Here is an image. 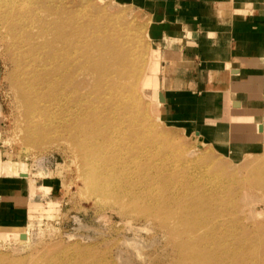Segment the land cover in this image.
Here are the masks:
<instances>
[{"label":"rangeland","instance_id":"rangeland-1","mask_svg":"<svg viewBox=\"0 0 264 264\" xmlns=\"http://www.w3.org/2000/svg\"><path fill=\"white\" fill-rule=\"evenodd\" d=\"M150 25L144 11L117 0H0V181L6 182L0 185V205L12 206L16 200V207L22 209V216L18 217L21 220L14 223H19L17 227L0 228V264H199V256H192L194 249L208 253V261L214 264L217 258H224L223 264H264V153L236 158L211 141L200 139L194 125L162 116L163 104L157 94L161 92L163 60L158 43L149 37ZM60 34L64 41L72 43L67 48L69 52L76 44L82 45L86 53L83 70L91 69L94 60H99L98 45L113 49L118 67V72L111 76L117 83L115 94L127 96L125 85L145 73L143 86L151 84L138 93L141 97L138 110L133 107L124 112L123 103L117 99L120 115L134 117L138 129V140L134 136L128 138L129 150L122 151L123 154L127 151L122 162L130 160L129 172L136 169L146 172L148 182L151 177L157 182L161 174L181 181L188 171L192 173V181H197V188H204L202 196L212 206L211 211L201 214L203 220L208 219L207 225L204 223L207 228L196 230L194 239H203L199 244L198 240L193 242L196 247L190 248L182 235L171 237L169 227L166 229L158 219L143 217L147 199L142 198V203L130 199L126 191L124 194L128 182L111 180L113 172H109L110 164L106 165L105 159L96 158L92 164L100 169L104 185L111 184L117 190L99 197L89 188V167L82 162L76 145L62 126L61 86L51 91L47 85L53 64H63L66 53L62 43L55 47L49 44ZM91 40L94 44L88 46ZM149 67L158 68L150 82ZM86 82V91H90L93 80ZM104 91L108 94L109 85H103L101 93ZM128 124L127 120L125 126ZM235 136L232 140H238ZM6 162L5 175H1L2 163ZM14 163L25 165L26 170L14 175ZM136 176L135 172V177H131L135 183L139 180ZM136 185L135 192H143V184ZM195 220L193 217L184 223L179 219L178 225L174 221L170 225L187 231Z\"/></svg>","mask_w":264,"mask_h":264},{"label":"crops","instance_id":"crops-1","mask_svg":"<svg viewBox=\"0 0 264 264\" xmlns=\"http://www.w3.org/2000/svg\"><path fill=\"white\" fill-rule=\"evenodd\" d=\"M117 1L151 23L163 60L162 116L194 125L200 139L236 158L264 153V0ZM16 203L0 205V228L19 224Z\"/></svg>","mask_w":264,"mask_h":264},{"label":"bare ground","instance_id":"bare-ground-1","mask_svg":"<svg viewBox=\"0 0 264 264\" xmlns=\"http://www.w3.org/2000/svg\"><path fill=\"white\" fill-rule=\"evenodd\" d=\"M86 4V3H85ZM72 5V4H71ZM87 8V7H86ZM108 8V7H107ZM82 9V7H81ZM72 10V9H71ZM77 10V9H76ZM89 10V8H88ZM66 11V10H65ZM76 12V11H75ZM74 12V13H75ZM109 12V11H108ZM90 13V12H89ZM101 13V12H100ZM83 14V13H82ZM111 14V13H110ZM75 15V14H74ZM93 15V14H92ZM95 15V13H94ZM104 15V14H103ZM109 15V14H108ZM64 16V15H63ZM84 16V15H83ZM113 16V15H112ZM116 16V15H115ZM78 17V15H77ZM114 17V16H113ZM78 19V18H77ZM76 19V20H77ZM90 19V18H89ZM88 19V20H89ZM58 20V19H57ZM115 20V19H114ZM113 21V20H112ZM68 22V21H67ZM78 22V21H77ZM88 22V21H87ZM101 22V21H100ZM118 23V22H117ZM129 23V22H127ZM86 24V23H85ZM119 24V23H118ZM134 24V23H133ZM132 24V25H133ZM80 25V24H79ZM109 25V24H108ZM115 25V24H114ZM126 25V24H125ZM47 26V24H46ZM123 26V25H122ZM128 26V25H126ZM33 27V26H32ZM87 27V26H86ZM130 27V26H129ZM128 27V28H129ZM133 28V27H132ZM135 28V27H134ZM27 29V28H26ZM65 29V28H64ZM54 30V29H53ZM115 30V29H114ZM119 30V29H118ZM72 31V30H71ZM91 31V30H90ZM111 31V30H110ZM22 32V31H21ZM76 33V32H75ZM84 33V32H83ZM98 32H96L97 34ZM105 33V32H104ZM120 33V32H119ZM126 33V32H124ZM99 34V33H98ZM128 34V33H127ZM130 34V33H129ZM132 34V33H131ZM17 35V34H16ZM95 35V34H94ZM93 35V36H94ZM103 35V34H102ZM137 35V34H136ZM138 36V35H137ZM16 37V36H15ZM75 39H79L77 35H74ZM111 37V36H110ZM119 37V36H118ZM117 37V39H118ZM130 37V36H128ZM135 37V36H133ZM27 38V37H26ZM104 38V37H103ZM126 38V37H125ZM39 39V38H38ZM134 39V38H133ZM16 40V38H15ZM19 40V39H18ZM126 40V39H125ZM63 35L60 34L57 37L55 36V39L50 44V46H54L55 44L59 45L60 43L63 44L66 48V53L63 55V64H53L52 72H49L50 81L47 85H49V90L51 91H57V86H61V99L64 100V108H63V119L64 123H62L63 128L69 134V139L71 142H74V145H76V149L79 151L81 160L85 164V166L89 167V170L91 172V175L88 177V184L89 188L93 193L98 195L99 197L106 196L107 194H111L112 191L117 190V188L112 189V185L109 184V186H105L104 182L101 181L100 174L98 171L100 169L93 166L92 162L96 160V158H102L106 160V165H108L109 172H113V175L111 176L119 179L126 180L128 182V185L125 187L124 194L131 195L130 199L132 198L134 201H140L142 198H146L147 201H144L145 204H147V208L144 211L143 217L150 216L154 217V219H158L160 224L164 226L166 229L169 227L170 235L175 236H184L187 238V244L188 246L191 245L190 248H192V245H194V241L201 242L203 240L200 236L199 239H194L197 234H195L198 230V228L205 226V221L208 219L203 220L201 214L203 212L208 213L211 211L212 206L211 203L206 200V198H203L202 195H204V188H197V184L193 180L192 173L188 171V176H186L181 181H175L173 176L170 177H163V175H158L159 179L157 182L151 177V181H147L146 177L148 175L146 172H142L139 169H136L135 171H130L127 169L129 167V164L131 163L129 161H123L125 153L129 150V147H127V142L129 139H132L131 137L137 138V132L138 129H135V123H137V120H135L134 117L130 115H125L123 117V114L120 115L119 111V101L123 103V111L127 112L129 108L137 109L138 110V101L141 99L139 97L140 90L144 91L149 87L151 83H145V73L143 69L140 70V73H142L140 76H136V78L132 79V82L129 81L128 85H125L124 89L127 91L128 95L124 96L120 95L119 93L115 94L114 87L117 86V83H115L114 79L111 78L113 73H117L116 70L118 67L116 64L115 55L112 48H103L102 45H98L97 50L100 53L99 60L95 59L93 66L91 69L83 70L82 67V60L85 57L86 53L84 52L82 45L76 44L75 47L71 52L67 50V48L72 46V43H68L66 40L64 42ZM86 41V40H85ZM99 41V40H98ZM135 41V40H134ZM112 42V41H111ZM18 43V42H17ZM82 43V42H81ZM124 43V42H123ZM93 41L91 40L90 43H88V46H92ZM140 44V43H139ZM125 45V44H124ZM37 46V45H36ZM25 47V46H24ZM28 47V46H27ZM42 47V46H41ZM55 47V46H54ZM53 47V48H54ZM125 47V46H124ZM133 47V46H132ZM131 48V47H130ZM120 51V50H119ZM135 51V50H134ZM122 52V51H121ZM91 54V53H90ZM130 55V54H129ZM34 56V55H33ZM95 58L96 55H93ZM55 57V56H54ZM31 58H33L31 56ZM60 58V57H59ZM131 58V57H129ZM133 58V57H132ZM138 59V58H137ZM135 61V60H134ZM141 61V60H140ZM32 62V61H31ZM142 62V61H141ZM42 63V62H41ZM20 64V63H19ZM51 64V63H50ZM49 64V65H50ZM86 64V63H85ZM135 64V63H134ZM133 64V66H134ZM140 64V63H139ZM29 65V64H28ZM27 66V65H26ZM33 66V65H32ZM29 67V66H28ZM132 67V66H131ZM141 67V66H140ZM151 71V76L149 77L150 80H154L156 76V69L155 67L151 68L149 67ZM136 70V69H135ZM86 71V72H85ZM126 71V70H125ZM132 73V72H131ZM134 75V74H133ZM48 77V76H46ZM93 80L91 82L93 85L92 89L90 91H86V85H87V79ZM128 78V77H127ZM152 78V79H151ZM53 79V81H52ZM134 80V81H133ZM40 82V81H39ZM25 83V82H24ZM119 83V81H118ZM29 84V83H28ZM44 84V83H43ZM104 84L109 85V92L108 94L102 92V87ZM41 85V84H40ZM123 85V84H122ZM33 86V85H32ZM31 86V87H32ZM39 86V85H38ZM40 88V87H39ZM94 88V89H93ZM26 89V88H25ZM118 89V88H117ZM30 90V89H29ZM32 90V89H31ZM45 91V90H44ZM42 92V91H41ZM122 93V92H121ZM59 94V93H58ZM56 92V95H58ZM30 95V94H29ZM35 95V93H34ZM31 96V95H30ZM38 96V95H36ZM41 96V95H40ZM92 96H94L96 99L92 100ZM120 96V99L118 98ZM158 101L161 104H164V98L161 92H158ZM51 97V96H50ZM57 97V96H56ZM37 99V98H36ZM119 101H118V100ZM32 100V98H31ZM59 100V98H58ZM56 101V100H55ZM61 101V100H60ZM41 102V101H40ZM52 102V101H51ZM37 103V101H36ZM32 103H30L31 105ZM46 106V105H45ZM52 106V105H50ZM62 106V105H60ZM122 105H120L121 107ZM130 106V107H129ZM134 107V108H133ZM38 108V107H37ZM43 108V107H42ZM46 108V107H45ZM48 109V108H47ZM144 109V108H143ZM38 110V109H37ZM131 110V109H130ZM34 111V110H33ZM55 111V110H54ZM136 112V111H135ZM45 113V112H44ZM48 113V112H47ZM52 113V112H51ZM144 113V112H143ZM39 114V113H38ZM32 115V114H31ZM34 115V114H33ZM136 115V114H135ZM147 115V114H146ZM59 116V115H58ZM61 116V115H60ZM137 116V115H136ZM144 117V115L142 114ZM48 117V116H47ZM57 117V115H56ZM125 117H127V120L129 121L128 127L125 126L124 121ZM29 118V117H28ZM50 118V117H49ZM54 118V117H53ZM58 118V117H57ZM141 118V117H140ZM59 119V118H58ZM142 119V118H141ZM30 120V119H29ZM42 120V119H41ZM147 120V119H146ZM33 121V120H32ZM55 121V120H54ZM149 121V120H148ZM29 122V121H28ZM53 122V121H51ZM57 122V121H56ZM151 122V121H150ZM48 123V122H47ZM30 124V123H29ZM35 124V123H34ZM55 124V123H54ZM59 124V123H58ZM57 124V125H58ZM140 124V123H139ZM42 125V124H41ZM33 126V125H32ZM47 126V125H46ZM125 126V127H124ZM157 126V125H156ZM36 127V126H35ZM50 127V126H49ZM61 127V126H60ZM45 128V127H44ZM54 128V127H53ZM62 128V131H63ZM130 128V129H129ZM153 128V127H152ZM56 129V127H55ZM29 130V129H28ZM31 130V129H30ZM53 130V129H52ZM51 130V131H52ZM153 130V129H152ZM157 130V128H156ZM33 131H35L33 129ZM32 132V131H31ZM54 132V131H52ZM60 132V131H59ZM142 132V131H141ZM159 132V131H158ZM44 133V131H43ZM49 133V132H48ZM150 133V132H149ZM155 133V130H154ZM156 134V133H155ZM161 134V132H160ZM29 135V134H28ZM47 135V134H46ZM150 136V134H148ZM162 135V134H161ZM233 135V134H232ZM44 136V135H43ZM48 136V135H47ZM46 136V137H47ZM58 136V135H57ZM140 136V135H139ZM166 136V135H165ZM28 137V136H26ZM34 137V136H33ZM45 137V136H44ZM45 137V139H46ZM142 137V136H141ZM146 137V136H145ZM159 137V136H157ZM169 137V136H168ZM148 138V137H146ZM234 138V137H233ZM27 139V138H26ZM152 138H150L151 140ZM155 139V136H154ZM160 139V137H159ZM162 139V138H161ZM67 140V139H66ZM138 140V138H137ZM149 140V139H148ZM137 142V141H136ZM146 142V141H145ZM144 142V143H145ZM154 142V141H153ZM165 142V141H164ZM31 143V142H30ZM160 143V142H159ZM166 143V142H165ZM72 144V143H71ZM146 144V143H145ZM157 144V143H156ZM224 144V143H223ZM73 145V146H74ZM152 145H154L152 143ZM72 146V145H71ZM72 146V148H73ZM130 146V145H129ZM145 146V145H143ZM156 146V145H155ZM167 146V145H166ZM165 146V147H166ZM152 147V146H151ZM168 147V146H167ZM147 148V147H146ZM164 148V147H163ZM142 149V148H140ZM158 149V147H157ZM172 149V148H170ZM169 149V150H170ZM123 150H127L123 154ZM154 150V149H153ZM152 150V151H153ZM134 151V150H133ZM149 151V150H148ZM151 151V152H152ZM168 151V150H167ZM172 151V150H171ZM77 152V151H76ZM131 152V151H130ZM142 152V151H141ZM147 152V151H146ZM179 152V151H178ZM149 153V152H148ZM143 154V153H142ZM170 154V152H169ZM180 154V153H179ZM154 155V154H153ZM152 155V156H153ZM76 156V155H75ZM78 156V155H77ZM126 156V155H125ZM137 156V155H136ZM156 156V155H155ZM158 156V155H157ZM181 156V155H180ZM133 157V156H132ZM162 157V156H161ZM169 157V156H168ZM167 157V158H168ZM175 157V156H174ZM141 158V157H140ZM139 158V159H140ZM143 158V156H142ZM141 158V159H142ZM145 158V157H144ZM157 158V157H156ZM155 158V159H156ZM160 158V157H159ZM140 159V161H141ZM166 159V157L164 158ZM171 159V158H170ZM169 159V160H170ZM179 159V158H178ZM79 160V158H78ZM152 160V159H151ZM173 160V159H172ZM171 160V161H172ZM176 160V159H175ZM174 160V161H175ZM181 160V159H180ZM134 165H136L137 158H133ZM155 161V160H154ZM99 162V161H98ZM129 162V163H128ZM143 162V160H142ZM152 162V161H151ZM179 162V160H178ZM177 162V163H178ZM97 163V162H96ZM103 163V161L101 162ZM138 163V162H137ZM154 163V162H153ZM181 163V162H180ZM8 163H5V167ZM144 165V164H143ZM158 165V164H157ZM180 165V164H179ZM14 172L13 174L16 175L19 170H26L25 165H18L14 163ZM155 166V165H154ZM160 166V165H159ZM189 166V165H188ZM139 167V166H138ZM147 167V166H146ZM149 167V166H148ZM147 167V168H148ZM157 167V166H156ZM175 169L176 166H174ZM183 167V165H182ZM185 167V165H184ZM136 168V167H135ZM163 168V167H162ZM85 169V168H84ZM132 170V169H131ZM155 170V169H154ZM160 170V169H159ZM178 170V169H177ZM86 171V170H85ZM84 171V172H85ZM107 171V170H106ZM152 171V170H151ZM163 171V170H161ZM187 171V170H186ZM108 172V180H110L111 176ZM135 172L137 173L136 178L138 177V184H143L144 187H141V193H136L135 190L137 188V183L133 182V179L135 177ZM164 172V171H163ZM7 173V172H6ZM95 173V174H94ZM153 173V172H152ZM168 173V172H167ZM172 173V172H171ZM175 173V172H174ZM184 173V172H183ZM187 173V172H185ZM184 173V174H185ZM169 174V173H168ZM176 174V173H175ZM150 175V174H149ZM165 175V174H164ZM172 175V174H171ZM182 175V174H181ZM152 176V175H151ZM168 176V175H167ZM106 177V176H105ZM132 177V178H131ZM84 178V177H83ZM187 178V179H186ZM106 179V178H105ZM181 179V178H180ZM190 179V180H188ZM154 180V181H152ZM179 180V179H178ZM190 181V182H189ZM109 183V182H108ZM121 183V181L119 182ZM118 183V184H119ZM127 184V183H126ZM208 184V183H207ZM132 186V193L130 192ZM136 185V186H135ZM214 185V184H213ZM120 188L123 187L119 185ZM135 187V190H134ZM139 187V186H138ZM204 187V186H203ZM217 188V187H216ZM207 189V188H206ZM140 190V189H139ZM213 190V188H212ZM215 190V189H214ZM111 191V193H109ZM122 191V190H119ZM126 191V192H125ZM213 192V191H212ZM94 194V195H95ZM211 194V193H210ZM215 194V193H213ZM212 194V195H213ZM117 195V194H116ZM209 195V194H208ZM207 195V196H208ZM219 195V194H218ZM119 195H117L118 197ZM126 196V195H125ZM128 196V195H127ZM221 196V195H220ZM122 197V196H121ZM120 197V198H121ZM217 197V196H216ZM135 198V199H134ZM107 199V198H106ZM110 199V198H109ZM108 199V200H109ZM214 199V198H213ZM105 200V199H104ZM113 200V199H112ZM211 200V199H209ZM129 201V200H128ZM123 202V201H121ZM218 202V201H217ZM132 203V202H131ZM130 203V204H131ZM214 203V202H213ZM220 203V202H219ZM223 203V202H221ZM220 203V204H221ZM129 204V203H128ZM136 204V203H134ZM141 204V203H140ZM219 204V205H220ZM125 205V204H124ZM123 205V207H124ZM132 205V204H131ZM122 207V208H123ZM133 207V206H132ZM144 207V206H143ZM217 207V205H216ZM134 208V207H133ZM218 208V207H217ZM138 209V208H137ZM137 211V210H135ZM134 211V212H135ZM223 211V210H222ZM132 212V209H131ZM220 212V211H219ZM143 213V211H142ZM134 214V213H133ZM139 214V213H138ZM214 214V213H213ZM222 214V212H221ZM219 214V216L221 215ZM135 215V214H134ZM141 215V214H140ZM138 215V216H140ZM195 218L194 225L190 227L191 230L189 231V234L187 231L181 230L182 227H172L170 225L171 221H174L173 223L176 224L179 219L180 222L187 223L189 219ZM216 217V216H215ZM207 218V217H206ZM215 219V218H214ZM178 220V221H177ZM177 221V222H176ZM205 223V224H204ZM172 224V223H171ZM180 224V223H179ZM192 224V223H191ZM210 223H208L209 225ZM178 225V223L176 224ZM186 225V224H185ZM207 225V224H206ZM185 227V226H184ZM206 227V226H205ZM204 227V228H205ZM207 228V227H206ZM211 228V226H210ZM210 230V229H209ZM212 232V231H211ZM208 233V232H207ZM223 235V232L221 233ZM206 235V234H205ZM198 238V237H197ZM175 240V239H174ZM211 240V239H210ZM222 241V240H221ZM207 242V241H206ZM204 243V241H203ZM210 243V242H209ZM196 244V243H195ZM202 244V243H201ZM208 245V244H207ZM195 247L197 245H194ZM186 247V246H185ZM188 248V247H187ZM200 248V247H199ZM203 248V247H202ZM200 248V249H202ZM188 250V249H187ZM210 250V249H209ZM208 251V249H207ZM211 252V251H209ZM213 253V252H212ZM225 253V252H224ZM208 253L204 252L203 250L196 251L194 249V254L192 255L193 258H197V261L199 260V264H214L213 262L208 261ZM226 254V253H225ZM241 254V253H240ZM239 254V255H240ZM222 255V254H220ZM218 256V255H217ZM222 257V256H219ZM191 258V256L189 257ZM226 258V257H225ZM224 258L216 259V264H223L222 260ZM192 260V258H191ZM195 260V259H194ZM193 260V261H194ZM198 264V263H197Z\"/></svg>","mask_w":264,"mask_h":264}]
</instances>
